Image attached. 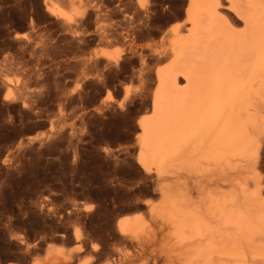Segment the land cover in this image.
<instances>
[{
  "label": "rangeland",
  "instance_id": "obj_1",
  "mask_svg": "<svg viewBox=\"0 0 264 264\" xmlns=\"http://www.w3.org/2000/svg\"><path fill=\"white\" fill-rule=\"evenodd\" d=\"M188 1L51 0L61 17L44 0H0V264H42L50 247L66 264H167L158 244L142 248L116 223L160 200L158 174L138 163V122L170 64L169 29L188 34ZM103 51L119 65L95 58Z\"/></svg>",
  "mask_w": 264,
  "mask_h": 264
},
{
  "label": "bare ground",
  "instance_id": "obj_2",
  "mask_svg": "<svg viewBox=\"0 0 264 264\" xmlns=\"http://www.w3.org/2000/svg\"><path fill=\"white\" fill-rule=\"evenodd\" d=\"M50 1L47 10L66 17ZM225 1H188V34L169 29L171 61L156 71L152 111L138 122V163L158 174L160 200L146 217L120 218L117 229L142 248L158 244L167 264H264V0ZM123 31L141 63L136 37ZM98 57L115 66L121 59L106 51ZM69 260L64 249L50 247L42 264Z\"/></svg>",
  "mask_w": 264,
  "mask_h": 264
}]
</instances>
